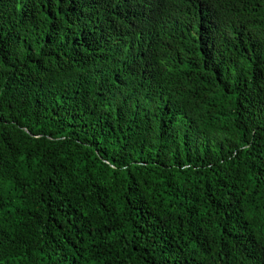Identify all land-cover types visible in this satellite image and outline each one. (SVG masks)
Listing matches in <instances>:
<instances>
[{"label": "trees", "instance_id": "obj_1", "mask_svg": "<svg viewBox=\"0 0 264 264\" xmlns=\"http://www.w3.org/2000/svg\"><path fill=\"white\" fill-rule=\"evenodd\" d=\"M0 264H264V0H0Z\"/></svg>", "mask_w": 264, "mask_h": 264}]
</instances>
